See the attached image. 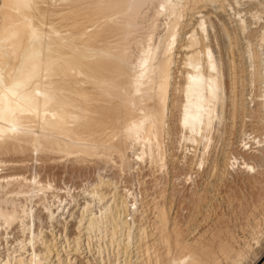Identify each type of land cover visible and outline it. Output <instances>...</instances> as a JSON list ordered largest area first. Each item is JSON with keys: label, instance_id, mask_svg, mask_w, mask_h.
<instances>
[{"label": "bare ground", "instance_id": "6f19581e", "mask_svg": "<svg viewBox=\"0 0 264 264\" xmlns=\"http://www.w3.org/2000/svg\"><path fill=\"white\" fill-rule=\"evenodd\" d=\"M110 254L264 264V0H0V264Z\"/></svg>", "mask_w": 264, "mask_h": 264}, {"label": "rangeland", "instance_id": "374dc122", "mask_svg": "<svg viewBox=\"0 0 264 264\" xmlns=\"http://www.w3.org/2000/svg\"><path fill=\"white\" fill-rule=\"evenodd\" d=\"M209 9H212L213 10V12H215L216 10H215V8H209ZM222 15V17H224L225 19H228V17H227V14H221ZM67 170V169H66ZM41 171V170H40ZM60 172H61V174L63 173V171H62V169L60 168H56L54 171H53V173L56 175V177H55V180H56V184L57 185H59V186H63V183L64 182H66V183H69L70 184V186H72V185H74L76 188H78V189H80L81 187H83V185H85L86 183H87V181H92L94 178H95V176H94V170H93V168H91L90 170H88L87 172H84L83 173V177L82 178H75V179H71V176H69L68 174L67 175H62L61 176V174H60ZM24 173H26V172H24ZM42 174V178H45V179H47V178H52L53 176H51L50 174H46V172L44 171V172H41ZM45 173V174H44ZM26 174H28L29 175V173H26ZM109 175H111V173L109 172L108 173ZM27 175V176H28ZM50 176V177H49ZM77 192H79V190L77 191ZM76 192V193H77ZM81 202H83V201H81ZM74 225H75V221H72L70 224H69V227H68V231H69V233L71 234V233H73V232H75V227H74ZM61 227H58L55 231L56 232H58V230L60 229ZM48 236H50V234H48ZM82 255L80 256V258H82L83 259V261L84 262H86V261H88L89 259H90V255H87L86 253H87V251H84V249L82 250ZM103 256H105V259L107 260V253H105V255H103ZM110 261H111V263L113 264L114 262V257H112L113 255H111L110 254ZM85 257V258H84ZM95 257H97V255H95ZM105 260V264H109L107 261ZM93 264H95V263H93Z\"/></svg>", "mask_w": 264, "mask_h": 264}, {"label": "snow or ice", "instance_id": "6c2138e0", "mask_svg": "<svg viewBox=\"0 0 264 264\" xmlns=\"http://www.w3.org/2000/svg\"><path fill=\"white\" fill-rule=\"evenodd\" d=\"M41 94H42V93H40V92H37V93H36L37 96H39V95H41ZM26 99H28V98H26ZM21 111L23 112V109H21ZM187 113H188V109H187V107H186V108H185V127H188V120H189V117H188ZM210 126H211V120H209V127H210ZM12 131H16V129L13 128ZM140 158H141V157H139V156L136 157L137 160H139ZM246 167H247V166H246ZM32 183L35 184L36 181H35V180H32ZM66 204H67V201L64 202V205H65V206H62V207H61V209H60L61 212L66 211ZM132 207L134 208L135 205H133ZM6 239H8V237H6ZM29 243H32V241L29 240ZM3 264H9V261H4Z\"/></svg>", "mask_w": 264, "mask_h": 264}]
</instances>
